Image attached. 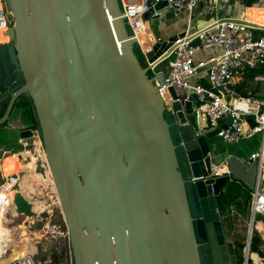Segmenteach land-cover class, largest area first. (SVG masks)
I'll use <instances>...</instances> for the list:
<instances>
[{
    "label": "water",
    "instance_id": "obj_1",
    "mask_svg": "<svg viewBox=\"0 0 264 264\" xmlns=\"http://www.w3.org/2000/svg\"><path fill=\"white\" fill-rule=\"evenodd\" d=\"M7 7L14 25L10 42L0 43V127L22 97L32 100L74 264H238L218 207L229 177L210 178L221 130L204 135L191 102L165 110L154 79L164 83L166 67L142 66L119 0H7ZM179 15L170 10L166 18ZM185 33L162 38L149 62ZM227 163L234 179L255 189L256 162L247 169L230 156ZM201 176L209 179L193 181ZM15 203L34 217L24 195Z\"/></svg>",
    "mask_w": 264,
    "mask_h": 264
},
{
    "label": "built area",
    "instance_id": "obj_2",
    "mask_svg": "<svg viewBox=\"0 0 264 264\" xmlns=\"http://www.w3.org/2000/svg\"><path fill=\"white\" fill-rule=\"evenodd\" d=\"M150 1L119 0V4L130 29L129 34L136 38V46L139 47L147 65L152 66L154 70L160 60L166 67L164 83H160L157 78L154 79L165 110L175 113V103H193V114L196 115L203 134L220 129L217 138L226 144H240L257 135L262 136L261 150L251 155L245 167L249 169L254 162L258 164L259 174L252 193L251 211L254 216L264 217V74L257 76L253 82L261 92L253 94L249 91L248 96H244L239 90L245 84L249 70L264 67V25L253 24L245 19L221 18L220 14L225 11V4L229 0H152L151 3ZM163 2L168 3L165 10H154L157 4ZM252 7L264 10V0H257ZM151 10L153 14L147 20L145 15ZM170 10L180 14L187 13L191 24L195 23L196 12H199L197 20L209 17L213 23L204 28L195 26L194 32H191L192 28L189 25L185 36L173 43L170 53L165 52L157 61L150 63L147 54L153 52L154 46L161 43L162 38L152 39L149 33L148 45H143L140 34L147 30L151 20L164 18L166 12ZM11 28L12 16L7 7V0H0V32L6 37L10 34ZM195 41L197 45L193 46ZM199 55L202 58H199ZM155 75L153 74V77ZM193 96L195 99L191 101ZM228 118H231L230 124L226 123ZM250 119L253 120V125ZM225 125L227 128L222 129ZM225 175L229 177L230 182L233 181L229 171L220 173L219 168H216V172H213L210 178L216 179ZM207 179L209 178L201 176L193 181ZM17 185L20 186V178L16 173L8 176L0 186V215L10 208L16 213L15 219L3 228L6 232L0 231V264H56L54 255H57V264H74L71 247L66 252H46L48 256L40 258V244L33 242L25 249L24 255L11 259L12 250H16L14 240L18 236L15 222L21 223L29 218L19 213L17 209L15 203ZM51 192L52 190L45 192L46 199L39 195L37 202L46 204L52 201ZM212 192L214 193L213 188ZM34 213L36 214V211Z\"/></svg>",
    "mask_w": 264,
    "mask_h": 264
},
{
    "label": "crops",
    "instance_id": "obj_3",
    "mask_svg": "<svg viewBox=\"0 0 264 264\" xmlns=\"http://www.w3.org/2000/svg\"><path fill=\"white\" fill-rule=\"evenodd\" d=\"M250 8H253V7L252 6L248 7L246 0H229L225 4V11L220 14V17L247 20L246 19L247 11ZM167 13L168 12H166V14ZM198 13L199 12H196L194 16L196 20L194 21L195 23L193 24H195L196 27L204 28L207 25H210L211 23H213V20H211L209 17H207L206 19L199 18L197 20L196 17H199ZM166 14L164 18L153 19L148 23L149 33H155V38L177 37L180 34L186 32L189 28V25L190 26L192 25L190 22V17L187 13H183V14L188 15L186 18L185 17L178 18L180 17L179 15L177 17L170 18V19L166 18ZM152 23L157 24L158 28H156V30L152 31V28H151ZM2 44H5V43H2ZM198 57L202 58L201 55H199ZM20 106L21 105L18 103L10 123L0 127V170L3 169V174H4V177L0 175L1 185L4 183L5 179L8 176L16 174V173L18 174L19 178H20V175H23V177L20 178V184L23 183V180L25 178L29 177L30 175H34V174H38L40 178L45 180V182L48 181V178L46 177L47 161L45 159V152H44V147H43L40 132L39 130L31 129V126H33L34 124V118L26 114L27 109H21ZM24 130H31L34 134L33 138L25 139V140L22 139L21 132ZM250 141L252 142L251 147H250L251 152H250V155L247 161L250 159L252 154L259 152L263 145L261 135H257L253 139L245 141V142H250ZM214 145L216 148L217 147L216 142H214ZM15 155H17L18 159H20V163H22V165L19 167H16V166L12 167L13 165L11 162L12 161L11 158L12 156H15ZM246 162L244 163L246 164ZM217 168L220 169V173L228 172L229 170H228L227 160L223 161L221 164H218ZM258 174H259V170H258ZM231 177L233 180H235L232 175ZM257 179H258V175H257ZM43 185L44 183L40 180L38 183V186H40V189L43 187ZM43 190L41 189L39 191L38 197L39 195H42L41 193L46 192L49 189L43 188ZM33 196H34L35 201L37 202V197H35L36 196L35 193ZM27 199H29V197H27ZM252 216H253V213L251 211L250 220L252 219ZM254 217H255L254 218L255 219L254 220L255 221L254 222V232L255 231L258 232L264 238V217L262 215H256ZM258 217L262 218L259 222L256 221ZM27 220H28L27 230L32 231V227H34L36 223L35 215L34 217H29ZM26 221H24L25 224H26ZM232 223L234 226L232 227V229L231 228L229 229V227H227V223H224V224L229 233V242L234 245L235 249H238L237 243H243V244L245 243L247 245L251 222L249 223L248 219L244 218L240 213L233 211L232 212ZM39 236H40L39 233L34 232V235L30 237L32 239V238H39ZM66 247H69V244L66 245ZM64 251L66 252V250ZM250 260L253 261L255 264H264V259L260 258L258 254H251V252L249 256V261Z\"/></svg>",
    "mask_w": 264,
    "mask_h": 264
},
{
    "label": "trees",
    "instance_id": "obj_4",
    "mask_svg": "<svg viewBox=\"0 0 264 264\" xmlns=\"http://www.w3.org/2000/svg\"><path fill=\"white\" fill-rule=\"evenodd\" d=\"M13 25L14 21L12 19V27ZM135 53L142 66L146 67L147 65L145 64V58L141 54L138 46H136L135 48ZM262 74H264V67L248 71L245 84L239 88L244 96H248L249 91H251L253 94L261 92V89L259 87H256L253 82L257 76ZM151 77H153L152 74ZM19 104H22L24 106V109H27L26 114L34 118V124L33 126H31V129L40 131L36 111L33 106L32 100L24 96L20 99ZM250 122L252 125L254 124L253 120L251 119ZM252 193L253 190L236 179L232 182L228 181L222 188L218 198V207L221 217L223 218L224 222L227 223V227H229V229H232V227H234L232 223L233 211L240 213L246 219H250ZM261 219V217L259 219L257 218L256 221L259 222ZM237 246L238 264H244V250L246 248V244L237 243ZM250 252L251 254H258L260 258L264 259V238L256 231L253 235ZM248 264H252V261L250 260Z\"/></svg>",
    "mask_w": 264,
    "mask_h": 264
},
{
    "label": "bare ground",
    "instance_id": "obj_5",
    "mask_svg": "<svg viewBox=\"0 0 264 264\" xmlns=\"http://www.w3.org/2000/svg\"><path fill=\"white\" fill-rule=\"evenodd\" d=\"M246 19H247V21H250L253 24L264 25V10L261 9V8L260 9L259 8H254V7L250 8L247 11V18ZM147 31L148 30H146L145 32L143 31L140 34V40H141L143 45H148V42L150 40V37L148 36L149 33ZM7 39H8V36L5 37V36H3V33L0 32V43L7 41ZM11 159H12L11 162H12V165H13L12 167H15V166L19 167V166L22 165V163H20V159H18L17 155L12 156ZM47 170H48V173H47L48 174V178H49L50 182H52V184H51L52 188L50 189V190H52L51 194H53V195H51L52 196V201L51 202L46 203V204L43 202L42 204H39V202H36L35 200H32V196L34 194L32 195L31 191H34V193L38 192L36 189H37L39 181L41 180V178H40V176L38 174H35L37 177L35 175H30L29 177L25 178L23 180V183L20 184V190L17 191V193H21L22 195L25 194L27 197H29V202L33 204V206H34L33 209H34V211H36V214L39 215V216H43L45 212H47L48 214L52 215L53 214V208L55 206H57V207L59 206L60 208L62 206L61 201H60V199L58 197V194H57V189H56V186H55V183H54V180H53V176H52V173L50 171L48 163H47ZM0 175H2L4 177L3 169L0 170ZM0 186H1V182H0ZM15 195H16V193H15ZM11 196L12 195H10V197ZM62 209H63V207H62ZM63 213H64V210H63ZM15 217H16V213H15V210H13L12 208H10L9 210L5 211L3 214L0 215V224L2 223V225L0 226V231H2V233L6 232V230L4 231L3 228L8 226V223H11L13 221V219H15ZM64 217H65V213H64ZM6 222H7V224H5ZM65 222L67 224L66 217H65ZM12 224H11V226H12ZM27 225H28V220L26 221V224L24 222H21V223H17V221L15 222V228L17 230L18 236L14 240V244L16 245V250L15 249L12 250L11 256H10L11 259H13L16 256L24 255L25 254V249H27V247H30V243H32V242L35 243V244H40L41 243L42 236H39V238H32L31 239L30 236H33L34 232L36 233L37 231H34V232H33V230L32 231H28L27 230ZM51 225L52 224H50V226H49V224H44V228L43 229H46V230H49V229L57 230L58 232L57 231L56 232L54 231V232L57 233L58 237H59V235L61 236L62 232H61L59 226H54V225L51 226ZM67 227H68V224H67ZM68 231H69V228H68ZM55 238H57V237L56 236L52 237V239H55ZM34 249H35V247H33V250Z\"/></svg>",
    "mask_w": 264,
    "mask_h": 264
},
{
    "label": "rangeland",
    "instance_id": "obj_6",
    "mask_svg": "<svg viewBox=\"0 0 264 264\" xmlns=\"http://www.w3.org/2000/svg\"><path fill=\"white\" fill-rule=\"evenodd\" d=\"M187 16H188L187 14H182L178 18H182V17L186 18ZM151 28L153 31V30H156V28H158V26H157V24L152 23ZM147 30H148V27H147ZM128 31L130 32V29H128ZM147 32L149 33V30ZM7 36H8L7 41L2 42V43L10 42V36L9 35H7ZM150 36L152 39H155V33H150ZM145 64L147 65L146 61H145ZM215 142H216L217 147L215 148V151L213 152V164L214 165L221 164L223 161L227 160L230 156H237L240 159L242 158V160L244 162H246L249 155H250V152H251V150H250V147L252 144L251 141L250 142H243L240 144H226L221 139L215 138ZM45 159H46V156H45ZM47 173H48V170H47V165H46V177L48 178ZM41 180L44 183L43 187L41 188L42 190H43V188L44 189L48 188L49 190L52 188V186H51L52 182H50L49 178H48V182L47 181L45 182V180L42 178H41ZM41 189H40V186H38V188L36 190L39 192ZM31 193L33 195L34 191H31ZM41 194H42V196H41L42 199H46L45 198V192H43ZM35 197H38V194H36ZM33 198H34V196L32 197V200H35ZM35 218H36V220H35L36 223H35V226L32 227V230L37 231L40 234V236H42V238L40 237L41 243L39 245V247H40L39 248V257L40 258L48 256V253H46V252H49V253L50 252L57 253L59 251L64 252V250H67L70 247V246L66 247V245H68V244L70 245V243H69V231H68L67 224L65 222V217H64L62 206H61V208L59 206L58 207L55 206L53 208V214L52 215L45 212L43 216H39V215L35 214ZM259 218L260 217H258V219ZM248 221H249V223L251 222L250 219H248ZM44 224H49V226H50V224H52L54 226H59V228L62 232L61 236L59 235V237H58L57 233H55L57 230L43 229ZM53 236H56L57 238L52 239ZM66 241H67V243H66ZM252 264H255V263L252 261Z\"/></svg>",
    "mask_w": 264,
    "mask_h": 264
},
{
    "label": "flooded vegetation",
    "instance_id": "obj_7",
    "mask_svg": "<svg viewBox=\"0 0 264 264\" xmlns=\"http://www.w3.org/2000/svg\"><path fill=\"white\" fill-rule=\"evenodd\" d=\"M8 43H9V42H8ZM8 43H7V44H8ZM237 259H238V254H237Z\"/></svg>",
    "mask_w": 264,
    "mask_h": 264
}]
</instances>
